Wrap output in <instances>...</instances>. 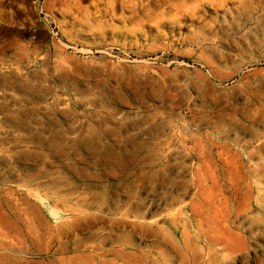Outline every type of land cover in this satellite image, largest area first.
I'll use <instances>...</instances> for the list:
<instances>
[{"label":"rangeland","instance_id":"rangeland-1","mask_svg":"<svg viewBox=\"0 0 264 264\" xmlns=\"http://www.w3.org/2000/svg\"><path fill=\"white\" fill-rule=\"evenodd\" d=\"M0 264H264V0H0Z\"/></svg>","mask_w":264,"mask_h":264}]
</instances>
